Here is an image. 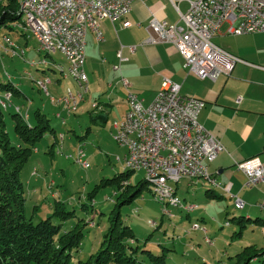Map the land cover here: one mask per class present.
Masks as SVG:
<instances>
[{"label":"rangeland","instance_id":"obj_1","mask_svg":"<svg viewBox=\"0 0 264 264\" xmlns=\"http://www.w3.org/2000/svg\"><path fill=\"white\" fill-rule=\"evenodd\" d=\"M23 20L24 18L20 17L18 23ZM12 28L18 30L16 26ZM7 33L10 41L14 43L12 50L7 43L4 45L3 35ZM23 34L25 37L20 36L17 31L0 29V51L12 53L11 56H0V84L11 82L13 86L18 85L25 96L15 95L6 101L0 97V106L4 110L8 108L4 117L7 132L13 143L16 138L9 113L18 111L16 107H19L20 114L24 115L25 119L26 114L31 115L35 109L40 108L50 120L54 133L47 134L39 142L38 153L35 154V150L19 175L26 199L24 214L33 223H38L39 218L51 216L59 202H63L66 211L73 210V217L69 216L62 221L63 229L72 228L77 223L83 238L80 247L72 251L71 264H76L78 260L86 261L98 251L112 219L117 216L121 225L131 230L134 248L150 251L156 256L163 254L166 256V264H236V256L245 249L251 254L264 251V212H259L258 216L250 220L247 219L246 213L236 207L233 195L232 200L227 196L222 199L212 198L210 204L206 205L199 204L201 200H197L201 209L207 210L201 220L197 213L190 214L193 211L189 213L181 209L190 214L187 216L177 207L158 203L152 193V185L144 181L142 172L137 171L132 172L120 183L124 189L127 186L125 184L129 185L124 193L126 196L134 191L140 181L142 182L139 187L141 192L132 203L115 208V203L121 201L117 196L122 192L116 183L99 189L90 200L88 194L94 186L127 170L124 164L126 149L118 146L114 140V123L125 109V104L115 105L120 102L114 99L115 97L111 107L104 108L99 104L101 108L94 111L93 119L88 112L95 103L100 102L98 96L84 94L85 102L79 106L78 112L72 114H68L65 106L64 111L62 102L52 104L50 98L56 102L66 99L68 91L76 93L79 87L75 79L71 78L62 54L51 53L46 56L47 53L38 51L33 37H29L28 33ZM38 62L46 64L33 65ZM46 78L51 80V84L46 85L48 92L43 87ZM122 88L125 89L123 86ZM123 91L121 100L127 96V91ZM5 95L11 97L10 93ZM57 107L60 119L56 115ZM105 117L107 120L104 122L102 118ZM51 143H55L53 156L46 153ZM79 147L85 152V160L89 164L87 169H82L73 160ZM65 156H70L71 159L66 160ZM37 179L39 182L35 183L34 180ZM169 186L174 189L173 182H169ZM113 192H116L117 196H114ZM183 192L180 190V193L174 195V199L181 204L184 202ZM184 195L191 199L190 193ZM82 205L87 208H82ZM52 221L61 223V219L56 216ZM194 225H197L199 230H193ZM211 242L212 245H209ZM249 247L252 249H248ZM140 251L137 258L142 264H147L146 255ZM262 259V255L257 256L250 264H264Z\"/></svg>","mask_w":264,"mask_h":264},{"label":"built area","instance_id":"obj_2","mask_svg":"<svg viewBox=\"0 0 264 264\" xmlns=\"http://www.w3.org/2000/svg\"><path fill=\"white\" fill-rule=\"evenodd\" d=\"M134 1L22 0V8L32 5L46 14L48 27L56 28L58 36L61 37V49H54L49 44V37L45 36V32H40L31 19L26 18L24 22L17 23L18 27L28 29V36L35 39L38 51L60 53L66 59L67 67L73 72L79 87L76 93L70 90L69 100L58 101L64 104L69 114L76 111L78 105L83 102V95L88 92V80L84 71L86 33H82V25H89V31L100 41L102 34L99 21L108 20L115 24L123 20ZM168 1L178 14L179 24L169 25L165 21L153 19L149 26L151 33L144 44L173 45L181 54L186 71L200 80L214 82L221 75L228 77L233 66L240 62L212 42L222 25L226 24L227 32L235 36L264 33V0ZM181 1L188 5L184 13L178 8ZM122 25L125 28L130 27L128 22H123ZM4 43L12 50L14 44L7 37L4 38ZM135 48L136 46L128 47L131 53ZM118 58L119 62L126 60L121 57L120 52ZM42 64L46 63L38 62L33 65ZM113 69L118 71L119 65ZM120 81L127 91L128 110L114 123V140L118 146L126 149L125 168L138 169V173L142 172L144 177L153 178L159 184H163L161 175H169L174 184L188 179L220 185L208 172V165L223 151V147L198 122L205 102L181 95L178 84L163 79L151 104L144 106L142 100L128 90V82L123 78ZM49 83L48 78L43 82L46 90ZM0 97L3 100L11 99L5 94ZM51 102L55 100L51 99ZM127 131L137 132V143L127 141ZM65 158L71 159L70 156ZM73 160L82 169L89 167L81 147ZM236 168L245 176V188H252L264 182V163L258 158L237 164ZM224 187L230 191L229 185ZM155 200L164 206L179 209L197 208L195 205L181 204L176 200L165 202L161 199L160 192ZM233 200L239 210L244 208V202L240 198L233 195ZM258 207L264 212V199ZM197 229L198 226L194 225L193 230Z\"/></svg>","mask_w":264,"mask_h":264},{"label":"crops","instance_id":"obj_3","mask_svg":"<svg viewBox=\"0 0 264 264\" xmlns=\"http://www.w3.org/2000/svg\"><path fill=\"white\" fill-rule=\"evenodd\" d=\"M178 8L184 13L188 5L181 1ZM153 19L165 21L170 25L179 24L178 14L168 0H135L123 20L115 24L108 20L99 21L102 34L100 41L96 40L91 31H87L84 51L87 94L100 98L99 108V104L104 108L111 107L114 97L120 101L115 105L125 104V109L117 121L128 110L127 97L121 100L123 90L126 91L122 88V78L128 82V90L142 100L144 106L151 104L163 79L178 84L181 95L204 101L205 107L199 113L198 122L223 147V151L208 165V172L221 188H212L203 181L182 179L174 184L175 194L183 190L182 204L196 205L197 208L190 214L197 213L201 220L207 210L201 209L199 204H210L212 198L222 199L225 196L232 200V195L244 202L242 210L247 219L258 216L259 212H263L258 205L264 199V182L252 188H245V176L236 166L252 158H258L264 163V33L235 36L227 32L226 24L222 25L212 42L240 62L233 66L230 76L221 75L212 82L200 80L188 73L181 54L173 45L144 44L151 33L149 26ZM123 22H128L130 27H123ZM7 37L10 41L9 35ZM130 46H136L133 53L128 49ZM4 52L3 50L0 56H11L10 53ZM119 52L125 61L119 62ZM117 65L119 70L115 71L113 68ZM16 87L19 89L18 85ZM69 93L70 91L66 99L69 98ZM84 102H81L73 113L78 112L79 106ZM51 103L60 104L56 101ZM63 107L60 106L61 111ZM58 109L59 107L56 109L57 113ZM91 110L88 113L93 119L94 112ZM102 119L104 122L107 120L106 117ZM37 153L36 151L35 154ZM34 182L38 183L39 179ZM227 185L230 186V191L224 187ZM186 193L191 194V199L185 197ZM197 200H201L199 204ZM202 231L205 232L204 229ZM209 245H212V242Z\"/></svg>","mask_w":264,"mask_h":264},{"label":"trees","instance_id":"obj_4","mask_svg":"<svg viewBox=\"0 0 264 264\" xmlns=\"http://www.w3.org/2000/svg\"><path fill=\"white\" fill-rule=\"evenodd\" d=\"M20 0H0V29L7 28L17 31L20 36L25 35L14 27L20 22ZM9 34L3 35L4 38ZM8 38V37H7ZM1 47V46H0ZM50 56V54H46ZM10 93L13 96H24L11 82L0 84V95ZM25 97V96H24ZM5 100V99H4ZM98 103L92 108L93 113ZM5 108V107H4ZM18 111L9 113L12 120V130L16 138L13 143L7 132L4 112L0 106V264H71L72 251L77 250L83 238L82 230L76 223L72 228L63 229V220L73 217V210L66 211L63 202L57 203L55 212L44 219L39 218L33 223L24 214L26 199L23 192V183L19 175L24 165L32 157L39 142L49 133H54L50 120L40 109H35L28 115V120ZM27 115V114H26ZM30 117V119H29ZM60 119V118H58ZM65 124V123H64ZM63 124V125H64ZM84 138V137H82ZM55 143L48 146L46 153L53 156ZM62 149V146H60ZM37 173V170H35ZM132 172L126 170L110 180H103L94 186L88 194L90 200L95 193L107 186L116 183L120 194L113 192L119 198L116 206L132 203L141 192L140 181L134 191L125 196L120 184ZM145 181V180H144ZM146 182V181H145ZM147 183V182H146ZM124 185V186H125ZM213 188V187H212ZM35 208V206H34ZM82 208H87L82 205ZM61 219V223H54L53 217ZM133 235L127 226H122L118 216L112 219L108 232L105 234L98 251L86 260H78L76 264H142L137 258L140 249L132 244ZM130 240V242L128 241ZM248 249H252L249 247ZM146 255L147 264H166V256L153 255L150 251L141 250ZM260 254H251L247 249L236 256V264H250Z\"/></svg>","mask_w":264,"mask_h":264},{"label":"bare ground","instance_id":"obj_5","mask_svg":"<svg viewBox=\"0 0 264 264\" xmlns=\"http://www.w3.org/2000/svg\"><path fill=\"white\" fill-rule=\"evenodd\" d=\"M19 4H20V16L23 17L24 19H26V18L31 19L37 25L38 30L40 32H45V36L49 37V44L54 49H61V37L58 36V30L56 28H53V27H48V17L46 16V14H44L43 12L34 8L32 5H25L22 8V0L19 1ZM22 22H24V20ZM15 26L18 28V30L20 29L21 32L23 31L22 33H25V34L28 33V29L26 27H18L17 24ZM88 30H89V25H82V33H87ZM45 53L51 54L54 52H45ZM68 72H69L71 78L75 79L74 74L69 67H68ZM43 87H44V85H43ZM44 89H45V87H44ZM69 98H70V93H69ZM69 98L68 99H62V100H69ZM127 101H128V98H127ZM127 141L129 143H137L138 142L137 132L127 131ZM124 164H125V157H124ZM127 170H129L131 172H137L138 171V169H127ZM144 180L147 183L152 185V187H153L152 193H153L154 197H158V192H160V197L163 201L172 202L175 200L174 199L175 190L171 186H169V182L174 183V181H170L169 175H161V182L163 184H159V182L157 180H154L153 178H149V177H144ZM164 184H165V190H164ZM209 185L214 187V188H221V186L218 184H209ZM195 207H196V205H195ZM185 210L189 213L191 211H194L193 209H185Z\"/></svg>","mask_w":264,"mask_h":264}]
</instances>
